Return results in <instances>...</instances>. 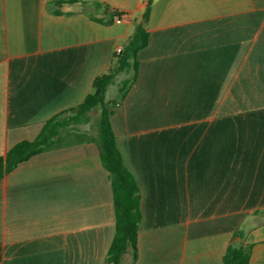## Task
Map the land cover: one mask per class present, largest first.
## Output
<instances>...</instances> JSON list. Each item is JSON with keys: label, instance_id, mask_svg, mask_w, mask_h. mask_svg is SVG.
<instances>
[{"label": "crops", "instance_id": "obj_1", "mask_svg": "<svg viewBox=\"0 0 264 264\" xmlns=\"http://www.w3.org/2000/svg\"><path fill=\"white\" fill-rule=\"evenodd\" d=\"M147 3L0 0V156L85 99ZM145 27L110 118L140 190L137 258L124 264H224L241 243L264 264V0H151ZM115 233L93 142L0 178V264H108Z\"/></svg>", "mask_w": 264, "mask_h": 264}, {"label": "trees", "instance_id": "obj_2", "mask_svg": "<svg viewBox=\"0 0 264 264\" xmlns=\"http://www.w3.org/2000/svg\"><path fill=\"white\" fill-rule=\"evenodd\" d=\"M151 0H148L141 20L134 32L126 39L121 53H115L109 69L97 76L92 91L76 107L63 111L47 119L34 140H22L0 156V178L14 170L18 164L32 156L62 145L93 142L99 150L102 166L109 174L113 194L116 233L107 253L108 264H124V257L131 254L132 263L137 258V235L141 222L140 190L133 175L124 165L118 149L116 136L111 125V115L116 104L126 95L137 75V54L148 41L145 24L149 18ZM113 13L111 18L123 17ZM125 75L118 85L116 98L107 100L109 87L116 78ZM98 116L92 122V115ZM85 126L88 130L79 128ZM69 135L72 140L60 143L62 137ZM252 245H230L223 256L224 264H250Z\"/></svg>", "mask_w": 264, "mask_h": 264}, {"label": "rangeland", "instance_id": "obj_3", "mask_svg": "<svg viewBox=\"0 0 264 264\" xmlns=\"http://www.w3.org/2000/svg\"><path fill=\"white\" fill-rule=\"evenodd\" d=\"M125 78V75H120L116 78V81H115V84L119 85L121 80ZM112 91H110V93L107 95V100H111L113 99L112 97ZM98 111H95L92 115V122L95 121V119L97 118L98 116ZM80 130L82 131H85V130H88V127H85V126H82L79 128ZM72 140L71 136L69 135H66L64 137L61 138V140L59 141L60 143H66V142H70Z\"/></svg>", "mask_w": 264, "mask_h": 264}, {"label": "built area", "instance_id": "obj_4", "mask_svg": "<svg viewBox=\"0 0 264 264\" xmlns=\"http://www.w3.org/2000/svg\"><path fill=\"white\" fill-rule=\"evenodd\" d=\"M121 51H122V47L121 46L116 48V53L117 54L121 53Z\"/></svg>", "mask_w": 264, "mask_h": 264}]
</instances>
